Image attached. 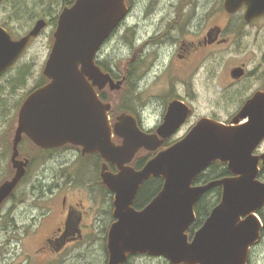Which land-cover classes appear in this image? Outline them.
Listing matches in <instances>:
<instances>
[{
  "label": "water",
  "instance_id": "water-1",
  "mask_svg": "<svg viewBox=\"0 0 264 264\" xmlns=\"http://www.w3.org/2000/svg\"><path fill=\"white\" fill-rule=\"evenodd\" d=\"M243 5L246 21L264 16V0H225L230 12ZM127 11L125 0H76L60 14L44 70L50 82L29 94L21 107L13 155L18 171L1 186L0 205L25 173L27 164L16 160L23 134L44 148L72 143L84 153L99 152L119 168L118 174H102L116 194L118 219L109 232V264H122L128 254L137 253L165 256L172 264H246L260 238L257 212L264 207V181L259 179L264 153H255L264 141V91L256 92L230 123L203 117L187 136L136 170L129 164L139 150H158L175 125L184 122L189 107L174 102L158 135L142 131L128 113L111 123L112 104L104 103L95 87L109 84L119 90L123 80L103 72L95 57ZM46 26L47 21L39 19L18 39L0 27V75L18 62ZM231 74L239 78L245 69L236 67ZM114 135L122 139L121 145L114 143ZM216 161L226 163L231 176L195 185ZM151 177H162L163 188L138 211L134 200ZM215 186L222 187L221 201L189 241L195 205Z\"/></svg>",
  "mask_w": 264,
  "mask_h": 264
},
{
  "label": "flooded vegetation",
  "instance_id": "flooded-vegetation-1",
  "mask_svg": "<svg viewBox=\"0 0 264 264\" xmlns=\"http://www.w3.org/2000/svg\"><path fill=\"white\" fill-rule=\"evenodd\" d=\"M75 1L62 0V9L58 13H43L39 18H36L35 23L39 19H45L47 26L43 30L52 26L56 31L60 14L66 7H71ZM67 2L71 5H66L65 3ZM125 4L128 8L125 17L99 49L95 62L103 72L109 73L114 80H123L121 88L126 86L129 69H127V74L124 77L120 76L114 66L109 64L111 63L109 60V50L111 48L110 44L116 38H127L128 47L133 50L130 65H132L134 74L137 77L138 71L140 72L145 68L147 66L146 63L149 64L150 61L151 67H149L150 72L147 74V87H150V91L152 92L150 95L156 100L151 102L152 109L146 112L143 106H134L131 103L129 109L126 105L122 106L125 98L123 97L120 100L121 102L119 101V106L115 104L118 106L117 110L119 112L113 120L112 112L115 110V106L113 100L109 99L107 91L110 90L112 92L114 90L111 89L109 84L102 89L96 86L95 89L100 99L104 103L112 104L109 112L111 123L114 124L120 114L129 113L136 118L137 124L142 131L151 135H158L161 126L165 123L171 105L176 101L186 104L189 107L187 117L183 123L175 125V129L164 139L159 149L153 151L157 154L187 136L203 117L223 122L216 111L196 118L198 110H196L193 102L198 94L194 85H196L199 78L201 66L204 63L203 61L209 58L219 45L228 44L232 40V35L241 34L244 30H241V27H249L264 21V16L246 21L245 13L247 6L243 5L236 11L230 12L225 7V0H170V2H167V0L165 2L163 0H125ZM25 6V0H13L12 5L10 0H1L0 11H3L4 18H2L0 27L10 32V8L22 10ZM19 13L20 11L14 14L17 15ZM22 13L21 11V18L24 17V13ZM219 13L220 16H223V24L217 23ZM158 14L161 16L158 17ZM234 18L239 19L238 23L240 27H233L232 21ZM35 23L30 30L34 27ZM54 34L55 32L53 33V37ZM25 65L18 67V73L13 75L12 78L10 74L16 69L18 63L11 69L1 73L0 103L5 104L8 101V89L11 87V84L25 83L24 79L16 80V77H19L21 68ZM45 66L42 71L41 80L37 82L29 94L46 86L50 82L49 78L44 74ZM241 66L244 67L245 74L239 78H234L231 74L232 70ZM236 67L232 68L230 72V79L232 81H230L229 85L232 86L230 87L232 89L233 86H236L247 77L254 75V72H249L245 64ZM29 69L26 71L27 76ZM25 76L23 77L25 78ZM163 78L165 80H161ZM12 79H14L13 82H11ZM158 88L163 89L157 91ZM230 88L227 86V90ZM135 89H137V86H135ZM224 89L225 87L222 90ZM258 91H264L263 76L261 77L259 86L255 88L250 87L244 92V96L239 95V109L224 122L230 123L246 102ZM29 94L20 105L17 127L21 107ZM233 95L234 93H228V100ZM3 109L4 106H2ZM14 141L15 137L12 142V152H10L9 146H7L0 153V188L6 182L14 179L18 171L13 161L15 152ZM113 141L116 145L122 144V139L116 135H114ZM26 142L32 144L31 146H33L35 151L33 155L22 156V152L24 151L21 148ZM4 153L5 155H2ZM262 153L264 152L256 154ZM146 158V150L141 149L129 165L133 166L136 170H140L145 166L147 161L141 166H137L136 164L138 161H145ZM16 160L27 165L25 166V173L16 187L0 205V233H17L19 237H5V240L0 242L1 245L15 239V242L22 240L26 233H28V230H26L28 225H26L27 219H29V225L31 226L32 223V227L37 226V229L44 227L45 222H47L48 229L42 235L39 245V250L44 252L45 255L44 261L48 262L57 259L59 255L69 252L70 248L75 250L80 247L93 248L98 246L102 251V263L109 264V232L118 219L115 216L116 194L104 182L102 174L107 172L118 174V166L104 160L99 152L84 153L81 146L72 143H65L57 147H40L26 134H23L22 140L18 145ZM35 163H40L41 170L38 172L37 180L34 184V192L32 195H29L26 193L25 182L29 178ZM47 165L48 169L46 168L43 172L42 168ZM50 165L54 166L52 171L49 170ZM56 166L57 169L55 171ZM260 170L259 179L264 181V176H260L264 172L263 161L260 163ZM161 181V177H151L141 185L133 203V207L136 210L140 211L144 209L159 194L164 185V181ZM209 182L195 181L194 184L205 185ZM155 183L158 186L153 188ZM145 188L155 189L156 192L151 193L150 197L144 201L140 196V192ZM208 192L204 194L206 195ZM30 198L34 202L27 204ZM37 201L42 202L39 203ZM211 212L212 210L197 214L195 208L196 219L187 230L189 241L193 240L195 234L205 224ZM257 215L261 222L260 238L251 246L246 264L258 263L255 262L256 250L264 244V207L257 212ZM198 216H201L199 221H197ZM196 222L198 223L196 224ZM68 258L69 256H65L63 259L67 260ZM122 264L172 263L165 256L137 253L128 254L127 259Z\"/></svg>",
  "mask_w": 264,
  "mask_h": 264
},
{
  "label": "rangeland",
  "instance_id": "rangeland-1",
  "mask_svg": "<svg viewBox=\"0 0 264 264\" xmlns=\"http://www.w3.org/2000/svg\"><path fill=\"white\" fill-rule=\"evenodd\" d=\"M43 1H45V3H53L56 7L60 4L56 3L57 0ZM168 1L170 2V0H167V2ZM12 2L13 0H10L11 5ZM163 2H165V0H163ZM25 4L27 7L32 8L31 11L33 12V16L36 15L38 16L37 18H39L40 15H43L44 10H46L47 7V4L45 6H43V3L40 4V0H25ZM61 7L62 5L59 10L62 9ZM10 9V33H12L14 39H18L29 32L30 28L35 23L36 18L33 19L31 17L30 19L29 17H25L18 20V18L13 15V13H15V9L13 7ZM24 9L18 10L20 11V13L17 14L18 17H22L20 14L21 11L24 13ZM2 12L3 11L1 10L0 23L2 22V18H4ZM159 16L161 15L158 14V17ZM238 20V18L233 19V27H240ZM217 23H224L223 16H220V13L218 15ZM242 29L244 30L241 34L236 36L232 35V40L228 44L219 45L215 52L203 61L204 63L201 66L199 78L197 79L196 85H194L198 94L193 102L196 110H198L196 118L216 111L223 122L226 121L231 114L239 109V95L244 96V92H246L250 87L255 88L260 85L261 77H264V21L249 27H241V30ZM54 32L55 28L52 26L43 30L41 35L32 42L24 56L19 60L16 69L10 74L12 78L13 75L18 73V67L25 64V66H29L30 68L28 76L26 75L24 78L25 83L21 82L19 84H11V87L9 86L10 88L8 89V101L5 104L2 102L0 103V153L3 152L7 146H9L11 149L10 152H12V142L17 128L18 112L21 105L20 103H22V99L26 93L30 92L37 82L41 80L43 68L49 58L54 44ZM118 38L110 44L111 48L109 50V60L111 63L109 64L114 66L116 72L120 76L124 77L127 74L128 66L131 64L133 50L128 47L127 38ZM146 64L147 66L137 73V93L135 91L132 93L133 95L130 103L134 106H143L147 112L152 109L151 102L156 99L151 97L150 94L152 92L150 91V87H147V74L150 72L149 67H151L150 61L149 64ZM242 64L246 65L249 72H254V75L247 77L236 86H233V90L230 88L232 86L229 85L230 81H232L230 79L231 69ZM161 80L165 79L163 78ZM13 85L15 88H13ZM227 86L230 89L227 90ZM223 87H225L224 90H222ZM126 89H129L128 85L119 90H114L112 92H110V90L107 91L109 99L113 100L115 106V110L112 112L113 120L115 119V115L119 112L117 109L121 102L120 100L125 97L124 92ZM162 89L163 88H158L157 91H161ZM228 93H234L229 100L227 98ZM2 106H4L3 110ZM31 145V143L27 142L23 145L21 148L24 151H21L22 156H29V154L33 155L35 151ZM260 152H264V142L259 146L255 153ZM2 155H5V153ZM46 168L48 169V165L42 168L43 172ZM53 168V165L49 166L50 171H52ZM56 169L57 166L55 171ZM40 170V163H35L29 178L25 182L26 193L29 195H32L34 192V184ZM32 202L34 201L30 198L27 204ZM37 202L41 203L42 201ZM27 224H30L29 219L26 220V225ZM28 225L26 228L28 233H26L22 240L15 242V239L13 241H9L7 244L5 243L4 245H1L0 243V264H103L102 251L98 246L93 248L80 247L75 250L70 248L69 252L59 255V258L48 262L44 261L45 255L44 252L39 250V245L42 235L45 234L48 229V223L45 222L44 227H40L39 229H37V226L32 227V223L31 226ZM9 236L19 237L17 233H0V242L5 240V237ZM71 251H73V253H71ZM65 256H69V258L64 260L63 258H65ZM255 262H258L257 264H264V244L256 250Z\"/></svg>",
  "mask_w": 264,
  "mask_h": 264
},
{
  "label": "trees",
  "instance_id": "trees-1",
  "mask_svg": "<svg viewBox=\"0 0 264 264\" xmlns=\"http://www.w3.org/2000/svg\"><path fill=\"white\" fill-rule=\"evenodd\" d=\"M51 1V0H50ZM64 1H69V0H64ZM43 3V6H45L46 4V10H44V13L46 14H55V13H58L60 10V6L62 5V0H57L56 3L59 4L57 7L52 3L50 4L49 2H46L43 1V0H40V4ZM56 4V5H57ZM66 5H71L69 4V2L65 3ZM26 5V4H25ZM24 17H29L31 19V17L34 19V18H37L38 16L34 15L33 16V12L31 11L32 8H29L27 6L24 7ZM28 9V10H26ZM26 10V11H25ZM18 9H15V12H17ZM13 15H15L18 20L19 19H22L21 17H18L16 14L13 13ZM29 69V66H24L21 68V71H20V74H19V77H16V80H20V79H24L23 76L26 75V71ZM128 69H129V74L127 75V84L129 89H126L125 92H124V100H123V104L122 106L126 105V107H130V101L132 100V93L134 91H136L135 89V86L137 85V76L136 74H134V69L132 67V65L128 66ZM14 79L11 80V82H13ZM13 88H15V86L13 85ZM33 90V89H32ZM30 90V92L32 91ZM30 92H27L26 95L24 96V98L30 93ZM24 98L22 100H24ZM21 104V103H20ZM19 104V105H20ZM129 106H128V105ZM19 107V106H18ZM114 114V113H113ZM116 116V115H115ZM156 155L155 152H149V151H146V160L145 161H138V163L136 164L137 166H141L143 165L146 161L148 162V160H150L151 158H153L154 156ZM231 173L228 169V165L226 163H222L220 161H216L214 163H212L210 165V167L202 172L199 176H198V179L196 180L197 182H209V181H212V180H215V179H219V178H223V177H227V176H230ZM260 176H264V172L261 173ZM163 178H162V181L163 182ZM158 186L157 183H155L153 185V188H156ZM156 192L155 189L151 190V188H145V189H142L141 192H140V196L142 198V200H147L151 193L153 192ZM156 194V193H155ZM221 197H222V187L221 186H215L214 188H212L211 190H209V192L205 195H203L199 202L196 203L197 205H195V208H196V212L197 214H202V213H205L206 211H210V210H213V208L220 203L221 201ZM200 217L201 216H198V219L197 221L200 220ZM198 222H196L197 224Z\"/></svg>",
  "mask_w": 264,
  "mask_h": 264
}]
</instances>
